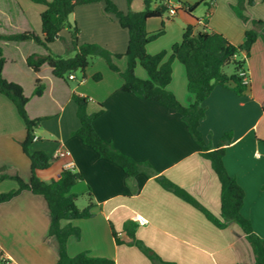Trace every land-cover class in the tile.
<instances>
[{
	"label": "crops",
	"instance_id": "0c3cea01",
	"mask_svg": "<svg viewBox=\"0 0 264 264\" xmlns=\"http://www.w3.org/2000/svg\"><path fill=\"white\" fill-rule=\"evenodd\" d=\"M24 1L31 10L25 11L20 0H0V34L35 32L42 36L41 14L47 7ZM170 1L171 6L179 8L177 14L170 17L174 19L184 14L188 19H182L183 25L171 22L170 18L167 19L170 22H165L164 17L149 21V33L159 31L163 24L166 29L165 36L147 45L149 54L168 51L165 61L168 60L173 45L182 41L188 25H194L196 33L222 34L236 46L244 43L249 25L237 27L233 33L218 29L215 19L226 12L221 3L208 10L210 20H207V17L196 19L181 9L183 4L194 5L201 0ZM114 2L124 13L140 12L145 8L144 0H134L130 7L126 0ZM228 2L234 6L233 0ZM255 2V7H249L248 13L252 20L264 21V1ZM71 19L81 29V41L98 42L114 55L126 53L129 32L120 27L112 14L105 13L104 2L77 7ZM153 21L160 22L159 29L151 24ZM16 22L18 27L11 33L9 30ZM258 32L259 37L246 59L245 70L250 78L248 91L240 97L231 89L216 87L204 103L206 117L201 121L200 130L212 149L219 146L226 134L232 135L230 143L225 145V166L245 191L243 216L264 240V27ZM94 33L100 35L98 41L94 39ZM56 41L60 46L49 45L50 51L62 57L68 54L71 36L67 39L60 34ZM0 46L6 59L4 78L23 87L29 98L27 112L30 118H45L37 129L39 133L35 132L36 139L30 150L43 151L52 161L49 169L38 172V177L50 183L58 180L63 170L70 169L84 177L71 193L81 196L91 190L95 203L93 217L62 223L81 230L79 240L70 238L68 241L67 252L71 257L88 253L93 257L111 259L115 264H153L137 247L117 245L112 227L123 241L129 242L124 225L131 220L138 224L137 239L165 262L255 264L253 248L237 224L225 229L217 228L203 213L157 182L158 177H166L191 194L214 216H221L220 181L211 163L201 156L200 147L180 115L158 103L122 92L123 79L119 74L111 76L112 84L98 90L95 89L96 81H91L98 74L96 71L83 75L86 82L78 81L72 85L56 78L48 65L38 73L28 66L27 59L32 54H48L46 48L35 42L0 40ZM243 57H246L245 53ZM140 67L136 69L137 77L147 80V72ZM118 68L121 72L127 69L123 61ZM38 79L45 85L42 97L34 95ZM167 89L183 106L193 104L194 98L188 92L186 69L178 61L173 63L172 81ZM73 94L92 99L88 106L89 114L103 110L93 123L102 139L134 160L150 163L152 170L128 177L119 165L102 159L75 136L81 123ZM26 136V125L17 108L0 94V177H9L0 182V195L18 189V183L12 177L18 176L25 182L31 180V162L22 148ZM58 151H68L70 156L55 159ZM50 224V211L42 196L23 191L0 204V258L8 259L11 264H58L59 242L50 235Z\"/></svg>",
	"mask_w": 264,
	"mask_h": 264
},
{
	"label": "trees",
	"instance_id": "16d2710c",
	"mask_svg": "<svg viewBox=\"0 0 264 264\" xmlns=\"http://www.w3.org/2000/svg\"><path fill=\"white\" fill-rule=\"evenodd\" d=\"M42 4L47 9L41 14L42 36L35 32H24L17 34H0V40L6 42H35L46 48L48 54H32L27 59L28 66L36 73L40 72L44 65H48L53 75L65 81H70L69 76L81 71L85 73L90 66L92 58L101 57L107 60L110 68L117 72L123 79L121 91L133 94L136 97L160 104L168 110L180 115L186 124L191 136L201 149V156L211 163V167L217 175L221 184V216L218 218L207 210L186 190L182 189L166 177H158L157 182L167 191L171 192L181 200L190 204L219 229H225L231 224H237L244 232L246 239L251 244L255 264H264V240L254 231L251 222L243 216L242 208L245 201V191L237 180L232 177L225 166L226 148L230 143L232 135L226 134L215 149L207 145L200 130L201 121L206 117L205 101L210 97L216 87L231 89L236 95L242 97L248 91L250 83L245 84L241 73L245 70L246 59L249 58L251 49L259 37V30L264 27V21L253 20L256 29L247 31L245 41L242 45L236 46L219 33L208 31L195 32L194 25H188L183 33L180 43L173 45L168 60V51L157 55H150L147 52V45L159 39L165 34V27L155 32L147 31V24L151 20L162 19L169 13V7L163 1L144 0V10L140 12L129 11L124 13L112 0H32ZM129 6L134 0H127ZM264 1V0H263ZM105 3V13L112 14L118 21L121 28L129 32V44L125 54L115 55L126 57L127 69L121 72L113 63V55L96 44H79L81 31L76 23H70V16L76 7L93 3ZM233 6L236 15L247 22L249 20L246 12L253 7L255 0H237ZM156 5V6H154ZM214 0H201L194 5L183 4L187 14L193 15L200 6L212 9ZM207 21V20H206ZM68 29L71 36L72 57H62L53 54L49 45L54 43L61 32ZM243 53L246 57H243ZM180 62L186 69L188 79V92L194 98L193 104L189 107L183 106L167 87L172 81L173 63ZM6 64L3 48L0 46V94L7 97L17 108L18 114L26 125L27 136L22 143L23 152L31 162V180L25 182L22 178L12 177L18 183V189L0 195V204L6 203L19 196L23 191H29L35 195L42 196L49 208L51 224L50 235L57 238L59 242L58 264H115L111 259L90 256L82 253L71 257L67 252V244L70 238L80 239L81 230L71 224L63 226V222L90 219L93 217L92 210L95 203L92 200L89 189V202L86 208L80 209L77 206L78 195L72 194V189L84 180L82 174L73 170H63L58 180L50 183L42 181L38 177L39 171H45L51 167V158L43 151L31 152L30 148L35 142L36 130L41 126L45 118H30L27 112L29 98L25 95L23 87L15 82H9L4 78L3 71ZM141 66L148 74V79L143 80L137 77L136 69ZM233 66L232 74H227L226 69ZM95 80H100L101 75H96ZM232 86V88H231ZM45 92V85L38 79L36 81L34 95L42 97ZM73 101L77 105V115L81 126L74 133L86 145L102 159L119 165L128 177H135L141 173H148L152 166L148 162H138L132 157L122 153L113 144L102 139L94 128V121L98 119L103 110L95 114L88 113L90 97L73 94ZM264 143V141H263ZM9 179L8 176H1L0 182ZM138 224L134 221H127L124 225V233L129 242L123 241L119 234L112 227L113 237L117 245L127 244L137 247L153 264H176L165 262L143 241L137 239L136 230ZM0 264H11L8 259L0 258Z\"/></svg>",
	"mask_w": 264,
	"mask_h": 264
},
{
	"label": "rangeland",
	"instance_id": "374dc122",
	"mask_svg": "<svg viewBox=\"0 0 264 264\" xmlns=\"http://www.w3.org/2000/svg\"><path fill=\"white\" fill-rule=\"evenodd\" d=\"M30 2V4L32 5H36L37 3L33 2L32 0H28ZM51 1V0H50ZM114 2V0H112ZM126 2L128 3V1L126 0ZM234 2V6L237 5V0H233ZM20 3L23 7V9L25 11H29L31 10L28 6L30 5H27L26 1L24 0H20ZM115 3V2H114ZM219 3H221L223 6H224V9H226V12H224V14H222V16H220V18L218 19H215L216 20V25L217 27H219L218 29H221L223 31H226V32H231L233 33L237 27H240V26H244V27H247L249 25V29H247V31H250V30H254L256 29L254 24H253V20L252 18L250 17L251 15L248 13V11L246 12V15L248 16L249 20L247 22L243 21L242 19H240L236 13L234 12L233 10V6H231V4L228 2V0H214V5H219ZM116 4V3H115ZM31 5V6H32ZM38 5V4H37ZM117 5V4H116ZM233 5V4H232ZM129 6V4H128ZM226 6L228 7L229 9V12H227V8ZM130 7V6H129ZM255 7V5L253 6ZM77 8V7H76ZM222 10H223V7H222ZM32 12V11H31ZM193 16L196 18V19H202V18H205L207 17V20H210V15H208V9L205 7V6H200L197 8V10L194 12ZM164 20L165 22H170L168 21L167 19H171V22L174 21L178 24H181L183 25V22H182V19L186 18L188 19V17L184 14H180V16H175L174 19H172L170 17V14L169 13H166L164 15ZM15 21V20H14ZM191 24L194 23L193 20H190ZM18 22H16V24L13 25V28H11V30H9L11 33L13 31H15L14 29H17L16 27H18L17 25ZM70 23L73 25L75 22L73 19L70 20ZM151 24H153L155 27H157L158 29L160 28V22L159 21H153ZM195 24V23H194ZM175 26V25H174ZM185 27V26H184ZM186 28V27H185ZM80 29V28H79ZM198 30H201V27H198ZM81 31V29H80ZM102 31V30H101ZM166 31V29H165ZM95 34V33H94ZM103 34V31L101 32L100 35ZM61 35L67 39H70V35H69V32L67 30H64ZM100 35L98 36L97 34H95V40L98 41L99 40V37ZM166 35V32L164 34V36ZM81 36H82V33L79 37V44L80 45H84V44H96V45H99L101 46L102 48H104L105 50L109 51L113 57H112V63L118 68L119 65L121 64V62L123 61L124 64L128 65V61H127V58L126 57H116L108 48H106L105 46L99 44L98 42H94V43H85L83 41H81ZM103 38V37H102ZM90 39H93V38H90ZM182 39V38H181ZM159 40V39H158ZM156 42V41H155ZM62 43V42H61ZM60 43V44H61ZM59 43L57 41H55L54 43L50 44V46H58ZM60 46V45H59ZM164 50H162L161 52H163ZM160 52V53H161ZM159 54V53H158ZM74 55V52L70 49V51H68V54H65V56L63 57H72ZM151 55V54H150ZM157 55V54H156ZM140 67V66H139ZM142 68V67H140ZM119 69V68H118ZM233 66H229L227 69H226V73L227 74H232L233 73ZM93 71H96L98 74L96 75H101V79L100 80H95L94 77L96 75L93 76V78H91V81H96V84L95 86V89L98 90L100 87L103 88L105 86H108L110 84H112V77L111 76H114V74H118L117 72L113 71L111 68H110V65L109 63L107 62V60H105L104 58H101V57H96V58H92L90 60V66L87 68V70L85 71V73L87 72H93ZM85 73H82L81 71H78L76 72L74 75L76 76V78L78 79L77 81H69L72 85H76V83L78 81H81V79L83 78V75H85ZM37 133H39V130H36ZM88 202H89V194H85V195H81V196H78V199H77V206L80 208V209H84L85 207H87L88 205Z\"/></svg>",
	"mask_w": 264,
	"mask_h": 264
},
{
	"label": "built area",
	"instance_id": "2783aa9c",
	"mask_svg": "<svg viewBox=\"0 0 264 264\" xmlns=\"http://www.w3.org/2000/svg\"><path fill=\"white\" fill-rule=\"evenodd\" d=\"M158 1H163L164 5H166V6L169 7V14L171 16H174V15L177 14V11L179 10V8H175V7L171 6V1L170 0H158ZM183 8L184 7L181 6V9H183ZM241 76H242L243 81H244L245 84H249L250 83V78H249V75H248V73L246 71H243L241 73ZM69 79L70 80H75L76 79L75 78V75H70L69 76ZM81 82H83V83L86 82L85 77H83L81 79ZM69 156H70V152H68V151H58L55 154V159H58V158H66V157H69ZM70 166H72V165H70ZM140 221L143 222L142 220H140Z\"/></svg>",
	"mask_w": 264,
	"mask_h": 264
}]
</instances>
